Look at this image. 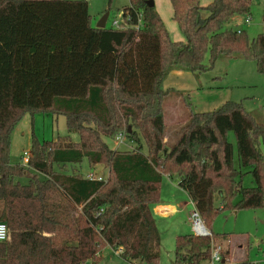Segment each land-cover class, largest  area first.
Segmentation results:
<instances>
[{
    "label": "trees",
    "instance_id": "trees-1",
    "mask_svg": "<svg viewBox=\"0 0 264 264\" xmlns=\"http://www.w3.org/2000/svg\"><path fill=\"white\" fill-rule=\"evenodd\" d=\"M128 1L120 13L129 26L99 28L86 0H0V221L8 233L0 241V264H97L106 246L121 247L129 264H156L159 231L151 205L162 175L177 176L211 233L176 235L177 264H209L208 226L219 211L264 208L262 111L226 101L196 112L179 93L187 118L174 141H164L162 102L170 91L161 80L170 69L204 70L208 52L210 65L240 57L264 74V32L250 40L229 26L248 14L251 0H170L183 41L169 37L146 0ZM47 111L64 114L77 141L41 142L32 133L27 165L11 163L12 128L25 112ZM120 134L134 145L111 148L104 140ZM83 157L106 163L107 179L54 167ZM242 168L252 186L238 179ZM27 173V182L18 181Z\"/></svg>",
    "mask_w": 264,
    "mask_h": 264
},
{
    "label": "rangeland",
    "instance_id": "rangeland-1",
    "mask_svg": "<svg viewBox=\"0 0 264 264\" xmlns=\"http://www.w3.org/2000/svg\"><path fill=\"white\" fill-rule=\"evenodd\" d=\"M86 1L94 25L107 12L106 26H111L112 20L120 21V11L129 3L128 0ZM157 1L163 17L166 18L165 9L169 5L168 0ZM201 1L207 3L208 0ZM247 15L250 16V19L248 22H244ZM247 15L234 18L229 26L233 29L243 30L251 40L264 30V0H251ZM173 24L176 25L175 22ZM168 26L170 27L169 24ZM203 62L206 66L204 70L193 72L173 68L161 80L162 87L170 91L162 102L165 136L169 143L174 141L187 118L188 110L183 105L179 93L184 96V99L190 103L191 109L196 112L216 110L226 101H235L239 102L247 111L260 110L264 113V74L257 70L254 61L240 57H220L210 65L209 55L206 52ZM32 133L41 142L52 141L57 138L68 140L66 136L72 142L78 139L76 133L69 134L67 132L64 114L52 111L25 112L10 133L9 161L11 163H22L21 157L25 153L27 154ZM227 138L233 145V159L236 164V146L232 131H228ZM105 139L111 147L120 145L119 148H123L124 144H118L116 137ZM125 141L124 139V143ZM258 149L264 157V144L259 143ZM54 167L60 171L75 170L82 177H87L89 173L93 177H101L104 180L108 177L106 163H91L87 161L86 157L74 165L58 167L54 164ZM28 175L27 173L17 179L21 183H25ZM238 179L244 187L253 185L251 175L246 172V168L241 169ZM188 198H184L187 203ZM238 200L239 195L233 197V203ZM214 201L216 205L220 204L218 195L215 196ZM183 208H180L177 213L156 218V227L159 231V257L156 264H177L174 257L175 237L178 234L191 232V225L187 222L190 206L187 204ZM208 228L213 232L211 249L213 246H219L222 256L226 251H228L227 256H229L224 262L219 261L213 264H234L230 253L237 252L238 248L246 249L248 259L251 262L264 264V244L260 241L264 237L263 207L221 210L215 214ZM238 239L240 240L238 241ZM230 240L233 241L234 245H231ZM257 243H259V247H256ZM96 257L98 258L97 264H129L127 260L116 255L109 246L99 251ZM202 263L205 262L200 264Z\"/></svg>",
    "mask_w": 264,
    "mask_h": 264
},
{
    "label": "crops",
    "instance_id": "crops-1",
    "mask_svg": "<svg viewBox=\"0 0 264 264\" xmlns=\"http://www.w3.org/2000/svg\"><path fill=\"white\" fill-rule=\"evenodd\" d=\"M210 1L211 0H208L207 3H203L201 0H199L201 5H206ZM168 2H169V5L165 9L166 18L163 17L164 15L162 14V12L158 6L157 0H154V8L158 12V14L160 15V17H161V19H162V21H163V23H164V25L168 31V35L170 36V38L173 40L183 41L185 39L184 35L179 30L177 24L176 25L173 24L175 21L172 18L171 2H170V0H168ZM107 16H108V14H107ZM91 18H92V16H91ZM106 20H107V18H106ZM166 22H167V25H166ZM91 23H92V25H94L92 19H91ZM168 24L170 25V27L168 26ZM105 27H110V26H106V21H105ZM104 140L106 141L105 138H104ZM164 141H166V136L164 137ZM123 144L124 145H123L122 149L131 148L134 145L131 141H127V140L125 141V143L123 142ZM111 148H113V147H111ZM177 181H178V178L176 175H173V176L162 175L161 181H160L159 199L155 204L151 205V212H152L155 224H156V218L157 217L177 213L178 210H180V208H183V206H185L187 204H189V206H190V209L187 213V222L189 223L188 216H189L190 210L193 207L192 203H191L192 201L189 198H188V203L184 200V198L188 197V196H187L186 192L178 186ZM239 240L240 239H238V241ZM238 241H236V242H238ZM260 241L262 244H264V237L261 238ZM230 242H231V245H234L232 240H230ZM256 247H259V243H257ZM234 249H236V248H234ZM230 256L233 257L234 264L240 263L241 261H244V260L250 262V264H255L248 259L246 249L243 250L241 248H238L237 252H231ZM226 258H229V256L225 257L224 260L222 259L221 261L224 262Z\"/></svg>",
    "mask_w": 264,
    "mask_h": 264
},
{
    "label": "built area",
    "instance_id": "built-area-1",
    "mask_svg": "<svg viewBox=\"0 0 264 264\" xmlns=\"http://www.w3.org/2000/svg\"><path fill=\"white\" fill-rule=\"evenodd\" d=\"M141 13L138 14V23L134 26V27H138L139 25H141ZM250 19V16L247 15L245 16L244 18V22H248ZM129 26V24L122 18L121 16V19L120 21L118 20H112L111 22V27H114V28H125ZM117 139V142L118 144H122L124 142V136L123 135H118L116 137ZM21 160H22V164L23 165H27V162H28V155L25 153L22 157H21ZM88 178H97V179H100L101 177H93L91 173H89L87 175ZM192 203V209L190 210L189 212V216H188V219H189V223L191 225V232L195 235H198V236H205V235H210V231L206 228L198 210L196 209L193 201L191 202ZM7 226L4 222L0 221V241H4L6 238H7ZM114 253L116 255H120L122 253V248L119 247V248H116L113 250ZM222 260V254H221V249L219 246H213L212 249H211V252H210V256H209V260L208 262L210 264H213V263H216V262H219Z\"/></svg>",
    "mask_w": 264,
    "mask_h": 264
},
{
    "label": "water",
    "instance_id": "water-1",
    "mask_svg": "<svg viewBox=\"0 0 264 264\" xmlns=\"http://www.w3.org/2000/svg\"><path fill=\"white\" fill-rule=\"evenodd\" d=\"M146 3L148 6H154V1L153 0H146ZM107 18V12H105L100 19L98 20V22L96 23L95 27H99V28H103L105 27V21ZM264 32V30H263Z\"/></svg>",
    "mask_w": 264,
    "mask_h": 264
}]
</instances>
